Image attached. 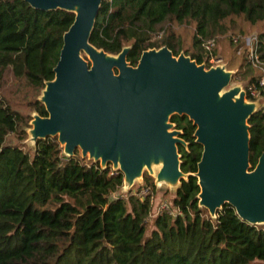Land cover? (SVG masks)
Masks as SVG:
<instances>
[{"label": "trees", "instance_id": "trees-1", "mask_svg": "<svg viewBox=\"0 0 264 264\" xmlns=\"http://www.w3.org/2000/svg\"><path fill=\"white\" fill-rule=\"evenodd\" d=\"M235 19L264 28V0H103L90 44L109 55L130 47V66L144 51L166 47L175 57L184 51L208 67L203 42L226 34ZM73 20L66 11L41 12L24 0H0V264L264 263V226L242 221L228 204L215 218L199 208L194 174L202 147L186 116L170 119L186 144L177 150L188 178L170 202L180 214H158L151 226L156 188L146 173L142 188L151 195L140 199L134 193L141 187L121 194L120 173L110 174V165L102 170L78 151L64 156L56 138L28 147L31 113L47 116L38 98L54 78L62 36ZM178 27L193 28L190 49L177 38ZM237 44L245 46L242 39ZM252 47L257 65L243 89L253 102L249 88L264 98V30ZM247 124L253 169L264 150V113L256 112Z\"/></svg>", "mask_w": 264, "mask_h": 264}, {"label": "water", "instance_id": "water-1", "mask_svg": "<svg viewBox=\"0 0 264 264\" xmlns=\"http://www.w3.org/2000/svg\"><path fill=\"white\" fill-rule=\"evenodd\" d=\"M103 0H24L41 12L66 11L74 20L38 100L47 116L33 113L28 142L56 138L63 155L108 165L122 175L124 194L152 177L156 190L177 191L188 178L180 170L177 147L186 144L170 122L186 116L202 147L197 164L199 208L211 218L226 204L251 226H264V150L249 163V118L261 102L231 86L235 71L220 63L198 65L166 47L144 51L137 64L126 61L130 47L109 55L90 44ZM141 183L138 187H141Z\"/></svg>", "mask_w": 264, "mask_h": 264}, {"label": "rangeland", "instance_id": "rangeland-1", "mask_svg": "<svg viewBox=\"0 0 264 264\" xmlns=\"http://www.w3.org/2000/svg\"><path fill=\"white\" fill-rule=\"evenodd\" d=\"M263 30L264 28L263 26H261V24L256 26H251L247 23H244L241 19H235V24L231 27L230 30L226 32V34H223L221 36L220 35L216 36L215 38L216 44H215L214 52H216V55L222 59V63L225 64L228 70L235 71L236 73L239 72L236 78L237 80L236 83L231 84L230 87L232 86L244 87L246 83V79H248L250 76H252L255 73V66L257 65V60L254 58V56H252L253 54L252 41L254 40L256 35ZM176 32H177V38L182 42L184 47L186 49H190L193 28L178 27ZM237 37L240 38L239 40L242 39L244 41L245 44L244 47L237 46L238 45L237 43H239ZM180 53H184V51H181ZM244 57H246L249 60V63L247 62L244 63L243 61ZM241 65L242 68L240 69ZM257 101L258 100L256 99L253 102L256 103ZM32 114L33 112L31 113V115ZM25 142L28 145V147L32 148V146L28 142V139ZM141 183L143 184V179L140 182H135V185L132 189L136 190L138 188V185H140ZM120 193L124 194V190H120ZM173 194H174L173 189L169 187L163 188V190L161 191L156 190L154 192L152 200H150L151 212L149 218L147 219L148 220L147 223L149 226L152 225L151 215H153L154 212L156 211L157 205L163 201L170 203ZM253 264H264V263L254 262Z\"/></svg>", "mask_w": 264, "mask_h": 264}, {"label": "built area", "instance_id": "built-area-1", "mask_svg": "<svg viewBox=\"0 0 264 264\" xmlns=\"http://www.w3.org/2000/svg\"><path fill=\"white\" fill-rule=\"evenodd\" d=\"M215 44H216V40L213 38L206 40L202 44L203 49L210 56L208 59V64H209L208 67L215 66V65L222 63V59L220 57H218L217 55H213ZM263 85H264V79L260 81V86H263ZM249 92L252 98H254L255 100L257 99L258 101H261L259 111L264 113V98L261 99V97H259L258 92L255 91L254 88H249ZM114 173L116 172L112 170L110 174H114ZM134 195L140 199H144L147 195H151V191L149 188H142L141 186V189L139 190V192H135ZM150 200H152L151 197H150ZM163 213H166L167 215L173 216V217L180 214L179 210L171 209L170 203L163 201L157 205L156 211L154 212L153 215H151V217H154L158 214H163Z\"/></svg>", "mask_w": 264, "mask_h": 264}]
</instances>
